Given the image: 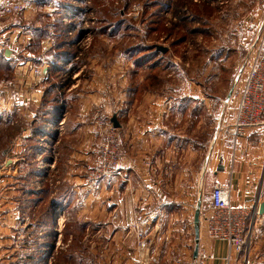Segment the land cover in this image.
<instances>
[{
	"label": "crops",
	"instance_id": "1",
	"mask_svg": "<svg viewBox=\"0 0 264 264\" xmlns=\"http://www.w3.org/2000/svg\"><path fill=\"white\" fill-rule=\"evenodd\" d=\"M49 5H53L51 0H39L24 12L12 16L0 13V32L3 31V35L17 45L23 38L27 42L25 48L11 47L10 54L30 53L35 34L42 33L40 21L48 19L58 7L49 9ZM47 7L49 11L43 9L41 12ZM63 8L76 13L77 20H81L78 12L69 10L77 7L64 5ZM19 14L22 16L19 18L26 21L35 15L31 20L33 25L25 29L18 24L15 16ZM61 26L64 29L70 27L66 23H61ZM49 37H41L40 55L52 50L54 45ZM78 40L67 39L66 34L63 35L54 46L57 51L53 59L48 62H42L40 58L33 59V62L18 61L14 67L16 84L0 80L1 204L11 199L3 206L6 210L0 211L2 216L8 213L9 217L0 224V264L52 263V259L38 262L30 256L24 261L5 255L8 248L4 241L10 238L14 226V212L9 204L13 206L11 195L17 194L19 183H31L29 194L33 197L44 194L53 201L52 227L56 221L63 225L70 213L77 218L89 217L97 224V234L106 232L107 264H181L186 261L188 264H242V254L232 253L227 242L208 237L204 219L210 213L212 191L217 183L230 184L234 205L257 209L264 201V127L250 130L237 139L231 128L213 134L208 159L200 171L204 178L201 201L200 193L196 195L193 188L196 177L191 169L194 165L187 162L186 169H178L172 159V150L178 144L177 136L171 135L170 139L164 131L148 129L146 121H143L142 131H121L119 139L122 144L130 143L129 146H134L137 153L133 158L122 159L125 179L90 182L85 174L98 164L102 142V133L90 124V116L97 108L102 110L104 117L107 113L110 117L120 116L121 106L129 101H126L125 92L118 90L125 87V71L120 72L114 65L105 68L101 65L88 68L77 65L81 56ZM57 62L63 68L66 79L63 84L49 82L53 74L59 72L55 65ZM32 69H40L42 74L36 78ZM245 77L237 86H242ZM56 90L59 95H54ZM230 98L227 100L232 102L233 97ZM155 106L160 105L156 103ZM126 110L123 115L128 113ZM140 116L145 118V112L140 111ZM9 119L27 123L21 131H10V139L7 140L4 139L8 138L6 131L1 130L5 129L4 123ZM67 119V131H61L62 127L58 128L57 124L62 121L64 125ZM12 124L17 123L12 121ZM167 137L169 143L164 144ZM3 141L7 145L3 146ZM152 142L153 145L150 144ZM163 146L170 148L169 157H163ZM8 183L12 186L9 191L6 189ZM184 184L187 185L185 189ZM54 185H58L56 190L52 188ZM33 197H29L31 203ZM198 203H201V229L199 252L195 259L194 215ZM100 215L106 216V220L97 221L95 218ZM146 219L147 224L143 225ZM256 221L264 224V215H257ZM150 243L153 244L152 255L143 261L138 255V246L147 247Z\"/></svg>",
	"mask_w": 264,
	"mask_h": 264
},
{
	"label": "rangeland",
	"instance_id": "2",
	"mask_svg": "<svg viewBox=\"0 0 264 264\" xmlns=\"http://www.w3.org/2000/svg\"><path fill=\"white\" fill-rule=\"evenodd\" d=\"M51 1L53 5H49V9L58 7L48 19L40 21L42 33L35 34L32 40L34 47H30L27 55L14 52V55L7 56L5 49L25 48L27 42L23 38L17 45L5 37L3 31L0 32V80L5 79L6 83L15 85L14 67L18 61L33 62L40 58L42 62H48L53 59L57 51L54 46L63 35L66 34L67 39L78 38L81 56L77 65L87 68L91 65L104 68L114 65L120 72L125 71V87L118 90L125 92L129 102L121 106L122 113L117 116L121 124L117 128L119 137L121 131H142L143 121H146L148 129L164 131L170 139L171 135L177 136L178 144L172 150V159L178 169H186L187 162L194 165L191 169L196 177L193 188L196 195L200 193L201 201L204 178L200 171L208 159L210 140L215 132L230 128L233 131L237 84L264 54V0ZM64 5L77 7L69 10L78 12L81 20H77L76 13L63 8ZM48 7L42 8L41 12L43 9L49 11ZM19 17L22 16L16 15L15 20L18 19V24L25 29L33 25L31 20L35 15H31L30 21ZM66 19L70 21L68 29L61 26V23L65 25ZM43 35L50 36L54 46L52 50L45 51V55H40ZM157 45L166 47L167 51H159ZM55 65L59 72H55L49 82L61 84L65 79L63 68L58 62ZM56 94L59 95V91H54ZM229 95L233 97L232 102L227 100ZM116 102L120 106L117 97ZM156 103L160 106L156 107ZM124 108L130 113L123 115ZM140 111L145 112V118H141ZM105 116L113 124L111 119L114 115L110 117L107 113ZM12 121L17 124H12ZM26 123L6 120L5 129L1 130L8 136L4 139H10V131H21ZM67 123L68 119L61 126V131H67ZM168 138L164 144L169 143ZM1 144L7 145L4 141ZM119 144L122 166L124 157L133 158L137 153L134 146H129L130 143L125 142L124 145L119 139ZM102 145L103 137L100 152ZM166 147L163 146L161 151L164 158L169 157L171 151ZM125 177L126 174L110 180L118 182ZM31 186V183H19L17 194H10L13 197V206L9 204V207L14 212V226L10 238L4 241L8 248L5 255L24 261L30 256L38 262L52 259L51 264H107L106 232L97 234V224L89 217L77 218L70 213L63 225L54 227V224L52 227L53 201L44 194L33 197L29 194ZM182 186L184 189L187 187L185 184ZM56 187L58 185L52 188L56 190ZM11 188L10 183L6 184L8 191ZM29 197L34 198L32 203ZM7 201L1 204L0 197V211L6 210L3 206L8 204ZM8 218V213L2 216L0 212V224ZM106 218L100 215L95 219L101 222ZM141 235L139 233V237ZM140 245L138 255L147 260L152 255L153 244L144 246L143 251H140ZM250 247V264H264V224L258 221L254 223ZM174 256L178 260L176 253ZM242 258V264H245L243 254Z\"/></svg>",
	"mask_w": 264,
	"mask_h": 264
},
{
	"label": "built area",
	"instance_id": "3",
	"mask_svg": "<svg viewBox=\"0 0 264 264\" xmlns=\"http://www.w3.org/2000/svg\"><path fill=\"white\" fill-rule=\"evenodd\" d=\"M37 1L0 0V13L2 16H12L24 12ZM65 23H70V21L67 22L66 19ZM69 30V34H71V29ZM20 65L23 66L22 63ZM32 73L34 77L38 78L42 74V70L32 69ZM236 94L232 133L237 139L250 130H257L264 126V54L250 66L244 83L237 88ZM89 120L91 125L101 131L103 145L98 164L89 169L87 173L88 180L97 182L125 176V171L120 163L121 152L117 128L102 115L100 109H95ZM62 123V121L58 122V128L62 126ZM231 194L230 184L217 183L214 185L209 207L210 213L204 219L206 233L213 240L227 242L232 253L243 254L244 263L250 264V245L258 210L234 205ZM143 223H147V221ZM143 250L144 246L140 245V251ZM140 258L146 261L143 255Z\"/></svg>",
	"mask_w": 264,
	"mask_h": 264
},
{
	"label": "water",
	"instance_id": "4",
	"mask_svg": "<svg viewBox=\"0 0 264 264\" xmlns=\"http://www.w3.org/2000/svg\"><path fill=\"white\" fill-rule=\"evenodd\" d=\"M156 48L159 51H162L163 53L167 51L166 47H163L161 45H157ZM6 55L10 56V51H6ZM48 68L45 69V72H47ZM231 95V94H230ZM230 95L228 96V99H230ZM111 122L113 123V126L115 128H120L121 124L119 123L117 116L114 115L111 119ZM200 208H201V203H198L197 208L195 210V215H194V231H195V250H194V258L196 259L198 257V252H199V242H200V229H201V213H200ZM258 214L259 215H264V201H262L258 207Z\"/></svg>",
	"mask_w": 264,
	"mask_h": 264
},
{
	"label": "bare ground",
	"instance_id": "5",
	"mask_svg": "<svg viewBox=\"0 0 264 264\" xmlns=\"http://www.w3.org/2000/svg\"><path fill=\"white\" fill-rule=\"evenodd\" d=\"M69 15H71V14H69ZM69 15H68V16H69ZM63 24H64V23H63ZM65 31H66V30H65ZM58 224H60V222H57V221H56V222H55V225H58ZM212 240H213V239H212Z\"/></svg>",
	"mask_w": 264,
	"mask_h": 264
},
{
	"label": "trees",
	"instance_id": "6",
	"mask_svg": "<svg viewBox=\"0 0 264 264\" xmlns=\"http://www.w3.org/2000/svg\"><path fill=\"white\" fill-rule=\"evenodd\" d=\"M65 80H66V79H64L63 82H65ZM63 82H62V84H63Z\"/></svg>",
	"mask_w": 264,
	"mask_h": 264
}]
</instances>
